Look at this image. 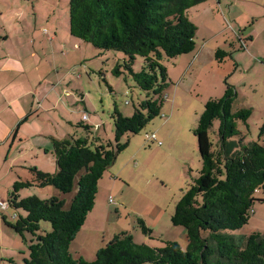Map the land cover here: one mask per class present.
<instances>
[{
  "label": "trees",
  "instance_id": "obj_1",
  "mask_svg": "<svg viewBox=\"0 0 264 264\" xmlns=\"http://www.w3.org/2000/svg\"><path fill=\"white\" fill-rule=\"evenodd\" d=\"M209 1L69 0L70 38L100 51L121 53L112 75L128 76L144 97L133 106L130 117L114 105V143L92 137L93 128L79 123L82 136L52 143L57 167L54 174L30 169L31 180L19 179L13 184L7 203L23 215L13 223L2 221L26 247L20 253L21 264H264L263 234H232L249 223L255 203L264 202V197H255L257 191L264 195V143H260L264 124L259 128V140L245 143L238 124L246 125L251 111H233L237 95L230 86L223 97L205 103L193 129L201 167L170 217L173 226L184 229L186 251L174 241L162 242L157 249L138 245L128 233L114 236L92 261L74 257L69 251L94 208L104 174L127 148L129 138L161 115L162 96L171 84L162 62L195 50L197 28L189 11ZM231 54L217 49L215 61L222 64ZM137 58L141 67L134 72ZM46 187L63 195L74 192L69 208L56 197L20 196L23 190ZM42 223L50 225L49 232L41 229ZM137 225L152 239V231L141 219Z\"/></svg>",
  "mask_w": 264,
  "mask_h": 264
},
{
  "label": "crops",
  "instance_id": "obj_2",
  "mask_svg": "<svg viewBox=\"0 0 264 264\" xmlns=\"http://www.w3.org/2000/svg\"><path fill=\"white\" fill-rule=\"evenodd\" d=\"M8 4L0 9V31L3 29V36L0 35V156L5 153L3 161L0 158V244L6 234L4 228L8 229L5 224L2 225L3 218L13 223L12 219L16 220L23 215L19 210L10 209L7 203L13 184L19 179L31 180L30 169L47 174H54L57 171L56 162L51 154L53 141L80 136L81 129L75 127V121L93 128L92 137L101 140L99 136L101 127L96 117L83 115L88 111L85 95H82L78 86L71 89L72 81H67L66 63L76 60L77 57V64L72 66L73 68L79 66L81 60L85 63L86 59L78 57L79 54L76 56L67 49V35L65 31L60 33L59 19L48 15L44 23L40 24L38 18L42 14L38 12L33 21H28L22 5H19L17 0ZM201 5H204L202 11L205 12L202 26L207 34L202 37V42H196V48L191 54L176 60L173 69L176 71L175 74L166 69L168 77L175 82L173 91L171 89L167 95L171 101L167 100L170 108L166 106L164 111L167 117L165 116L163 121L151 124V133L145 135L146 139V136L155 134L156 141L161 145L131 139L129 149H126L125 156L119 162L121 168L115 173L109 172V176L99 182L97 189L99 195L98 197L96 195L94 210L88 215L76 236V239H79L78 243L86 246L84 247L86 257L95 255L114 236L128 233L118 226L119 218L112 220L113 222L109 220V210H120L119 206L113 208L114 202L110 203L106 197L109 191L117 188L116 184L121 181L124 188L129 189L133 186L138 189L140 197L143 193L140 192V186L144 188L150 181L149 179L145 182L144 176L148 174L150 176L148 178H156L169 166L167 157L172 158L170 155L172 149L177 147L183 138L182 117L185 111L179 113L181 108H177V103L181 101L190 103L191 95L196 92L194 90L201 87L203 74H207L213 68L215 70L216 50H227L225 47L229 42L223 23L230 21L232 33L243 46L241 51L246 60L244 65L247 64L244 73L258 68L260 71L257 72L264 75V0H211ZM33 8L34 12L35 9L39 10L37 6ZM232 8H236L235 14ZM213 12L215 14L212 15ZM216 15L217 19L212 18ZM218 17L222 19L220 23L216 22ZM193 24L197 28L196 36L199 27ZM74 42H76L74 50L75 47H81V43L76 40ZM78 79H81V73ZM213 90L215 98H220V95H216V85ZM219 92L223 94V89ZM202 94L204 95V91ZM66 98L71 99L67 101ZM65 106L70 109V114H66ZM120 112L122 113L121 110ZM99 120L103 123L102 118ZM175 125L179 126L177 132L174 129ZM103 131L105 133V130ZM151 146L156 148L151 149ZM160 157H164L165 162L160 161L157 164ZM118 159L121 158L117 156L109 170L115 169ZM114 174L117 177H114ZM20 196L25 198L32 195L27 189L21 191ZM107 201V206H101L100 202L105 204ZM5 204L6 207L3 208ZM169 214L171 216L172 213ZM145 222L151 227V220ZM76 254L88 260L85 255L79 252Z\"/></svg>",
  "mask_w": 264,
  "mask_h": 264
},
{
  "label": "rangeland",
  "instance_id": "obj_3",
  "mask_svg": "<svg viewBox=\"0 0 264 264\" xmlns=\"http://www.w3.org/2000/svg\"><path fill=\"white\" fill-rule=\"evenodd\" d=\"M13 1L14 0H0V9L7 6L8 3H13ZM17 1L19 5H22L23 13L24 15L26 14L28 21H33L35 15L38 16V12L42 14V16L38 18L40 24L44 23L46 20L45 18H47L48 15L59 19L58 24L60 33L65 31L67 35V49L76 56L79 54L78 57L80 56L81 58L84 57L82 59H86L85 63H83V60H81L82 63L80 62L79 66H75L73 68L72 66L77 64V57L76 60L66 63L67 81H72L70 82L72 87L71 89H75L74 87L78 86L79 89H81L82 95H85V102L88 111L83 115H87L91 118L96 117L101 127L99 135L101 140L105 142L111 141L114 143L115 132L111 119L114 105H116L118 109L122 111V113L124 112L125 114H123L125 116L130 117L133 114V106L138 101H140L139 98L142 99L144 97L143 93L135 87L134 83L128 76L120 75L119 77H114L112 75V69L117 63H119L117 59L121 60L123 55L115 51H100L94 49L89 44H81V47H75L76 49H73L76 42L70 39L69 33L67 31V8L69 0ZM209 4L213 5L212 3ZM34 6H37L39 10L35 9L34 12ZM203 6H196L189 11L190 21L199 27V31L195 36V43H200V41L202 42V37L207 34V31L202 26L205 17V12L202 11L204 8ZM232 11L233 14H235L236 8H232ZM213 14L215 13L213 12L212 15ZM22 18L24 17L22 16ZM212 18L217 19V15L213 16ZM221 20V17H218L216 22L220 23ZM230 25V21L223 23V27L226 31V38L229 42L225 49L232 52L231 57L226 59L222 64H217L215 61V70L213 68V70L208 71L207 74H203V81L200 85L201 87L194 90L196 92L191 95L192 98L189 104L183 101L177 103V108H181L179 113L185 111L186 114H184L182 117L184 124V128L182 130L183 138L180 139L179 145L172 149V153L170 154L172 158L167 157L170 163L167 169H163L156 178H148L150 177L148 174H146V177L144 176V179H146L145 182L149 179L150 181L146 187L143 188L140 186V192H143L141 193L140 197L137 193V191H139L138 189L133 188V186H131L129 189L124 188V184L121 181L116 184L118 187L113 191H109L106 196L109 199V202L110 199L114 202L112 205L113 208H116V206L120 207L119 211H115L114 209L109 210V220L113 222L112 220H117L119 218V221L117 222H119L118 226L120 229L126 230L128 234L132 236L133 241L138 245L144 244L151 248L157 249L162 247V242L174 241L180 245L179 248L181 251H186L184 229L182 227L173 226L169 217L172 216L175 205L181 197V193H183V191L187 188V185L190 183L191 179L197 177V174L200 170V157L197 151V141L193 135V129L196 126L199 116L204 110L205 103L210 99H216L214 96L215 90H213L215 85L217 90L216 95H220L219 97H223L225 88L227 86L234 88L237 96L233 104V111L240 109H248L251 111V115L247 120L246 125L242 123L238 124L239 131L245 134V143L252 141L257 142L259 140V128L262 126V124H264V75L257 72L260 71L258 68L251 69L244 73L247 64L244 65L246 60L242 54L243 51H241L243 46L238 42V39L232 33ZM234 27L238 26L234 25ZM2 30L3 29L1 28V36H3ZM186 56L187 55H183L181 57L183 58ZM177 59L178 58L163 61L162 65L165 67V69L168 71L171 70V73L174 72L175 74L176 71H173V69ZM140 67L141 59L137 58L133 67L134 72H139ZM79 73H81V79H78ZM169 80L171 81L170 78ZM170 83L171 84L168 85L162 96L163 102L161 107V115L155 118L137 135H132L129 138V141L134 139L142 141L145 140V142H147L145 135L151 133V124L154 122L156 123L158 121H163L165 116L167 117L164 110L166 106L170 108V104L167 103V100L171 102L170 98H167V95L171 89L173 91L175 86L174 81H171ZM205 89L208 90L205 91ZM220 89H223V94H219ZM202 91H204V95L202 94ZM259 93L262 96H260ZM74 95L78 97L75 92ZM70 99L71 98H66L67 101ZM126 102L129 104H126ZM65 108L66 114H70L71 111L68 106H65ZM100 118L103 119V123L101 120H99ZM191 119L192 122H190ZM78 123L80 122L75 121V127L78 125ZM217 127L218 123L215 122L213 129L216 130ZM174 129L177 132L179 126L175 125ZM103 130H105V133ZM80 134L81 136L83 135L82 129ZM260 143H264V137L260 139ZM150 148H156V146H151ZM126 149L118 155L121 159H118V163L114 167L115 169L108 170L104 174L103 178H107V176H109V172L115 173L121 168L119 162L125 156L127 152ZM4 154L5 153L0 156L2 161ZM157 161V164H159L160 161L165 162V158L160 157L157 159ZM114 175V177H117L116 174ZM29 190L32 196H36L38 198H51L54 196L57 199L65 202V208H69L71 200L74 197V192L63 195L58 193V191L52 187H46L42 190L33 188ZM21 195H23V193ZM98 195L99 194L97 193V197ZM255 197L257 199H262L264 195L261 191H257L255 193ZM100 204L101 206H107L108 201L105 204L100 202ZM170 212L172 213L171 216H169ZM137 219H141L145 226H147L152 231V239H148L142 234L137 225ZM12 220L15 221V219ZM146 220H151V227H149L145 222ZM2 225H4V223H2ZM41 229H45L47 232H49L50 225L48 223H42ZM254 232H259L264 235V202L255 203L253 207V214L249 223L240 231H236L232 234H234L235 237H241L247 236ZM4 233H6L4 235V241L0 244V264H21L22 255H20V253L21 251L23 253L25 252V245L10 228H4ZM78 240L79 239L75 238V240L70 245L69 251L74 257H81L76 254L78 252L82 255H85L84 257H86L87 254L84 252V247L86 246H84L83 243H78ZM86 258L88 259L87 261H90L95 258V255H90Z\"/></svg>",
  "mask_w": 264,
  "mask_h": 264
},
{
  "label": "built area",
  "instance_id": "obj_4",
  "mask_svg": "<svg viewBox=\"0 0 264 264\" xmlns=\"http://www.w3.org/2000/svg\"><path fill=\"white\" fill-rule=\"evenodd\" d=\"M84 119L86 120V117H85ZM146 140H147V142H149V143H155V144L158 145V146L161 145L160 142H157V141H156L155 134H150V135L146 136ZM111 202H112V201L110 200V203H111ZM2 207L5 208V207H6V204L3 205Z\"/></svg>",
  "mask_w": 264,
  "mask_h": 264
}]
</instances>
